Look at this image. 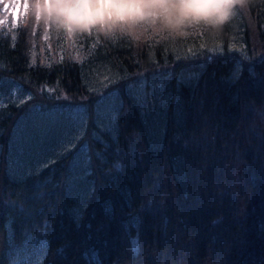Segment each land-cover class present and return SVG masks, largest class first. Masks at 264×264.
Here are the masks:
<instances>
[{
    "label": "trees",
    "instance_id": "1",
    "mask_svg": "<svg viewBox=\"0 0 264 264\" xmlns=\"http://www.w3.org/2000/svg\"><path fill=\"white\" fill-rule=\"evenodd\" d=\"M250 1L251 14L245 8L249 0H245L240 6L243 10L233 15L219 34L202 30L177 42L160 41L156 36L150 40L130 37L129 41H120L113 48L103 49L97 44L101 35L92 34L83 46L76 45L72 49V61L68 64L63 62L60 54L47 53L48 42L41 41V47L34 49L31 26H27L22 35L7 34L9 30L0 29V211L4 212L0 223H9L14 216L11 227L15 229L16 243L24 241L25 237L31 241L32 233L43 230L41 224L45 222L56 236L55 243L66 244L69 250L80 242L83 245L94 239L110 257L119 256L125 245L120 236L130 243V234L140 238L141 248L153 247L160 241L164 242L160 246L169 250L182 248L180 241L186 234L175 238L178 230L187 227L186 221L192 218V212L197 218L203 217L198 207L200 198L197 200V196H192L193 190H199L197 181L192 178L189 157L192 152L184 140L172 138V133L178 131L173 129L178 128L180 118L172 121V129L169 126L168 132L161 104L150 101L151 97H146L142 89L143 78L132 81L128 76L140 72V64L145 67L150 62L161 65L164 61L189 57L199 51L216 54L225 50L227 53L235 39V48H241L243 42L249 47L253 32L264 41V5L257 8L259 1ZM200 44H204L202 50L198 49ZM91 52L96 53L91 62L102 58L101 67L92 68L91 62L82 65L81 59ZM97 69L103 73L101 78L105 77L106 82L114 81V85L104 92H97L100 88L95 81L100 75L93 77ZM223 69L227 72V67ZM237 72V67H231L224 75L233 79ZM151 77L148 85L156 76ZM47 84L52 88L57 85L64 89L70 87L81 95L72 96L70 100L55 98V93L46 89ZM215 89L222 92L216 86ZM236 90L237 84L226 86L221 104H227L225 110L233 106L230 104L240 102ZM155 95L162 100L167 97L160 89ZM122 103L121 112L129 107L133 109L135 117L129 123L130 115L126 114L113 121L120 113ZM176 108L182 110L177 102ZM208 111L211 112L210 107ZM225 114L226 111H215L210 124L224 126L229 135L237 122L223 125ZM181 116H184L181 118L185 125L189 115L183 109ZM194 116L190 123H197L207 114ZM134 133L141 135L143 151L125 149L124 137L128 136L130 141V135ZM84 138L92 142L87 154L81 145ZM169 139H173L175 145ZM235 145V153H228L224 160L237 164L243 179L253 180L256 175L258 179L261 175V182L256 183L262 189L264 138L253 140L249 145ZM114 162L121 164L115 166ZM168 164L170 168L164 167L170 173L167 181L175 174L180 190L189 195L188 198L174 194L178 198L169 199L164 205L171 209L168 213L161 207L157 210L137 208L148 199L147 195L162 192L167 184L162 168ZM226 172L229 173L218 175L213 183L229 181L233 177L232 170ZM154 181L160 186L166 183L157 191ZM109 200L113 202L108 203ZM8 201L14 204H7ZM244 204L259 205L264 210V199H251L248 193ZM210 206L216 207L215 204ZM134 216L136 222L132 220ZM173 228L176 230L174 237L169 233ZM156 230L160 234H153ZM8 239L13 242L10 236ZM194 246H198L201 257L211 255L208 244L195 238ZM93 264L96 263L93 261Z\"/></svg>",
    "mask_w": 264,
    "mask_h": 264
},
{
    "label": "clouds",
    "instance_id": "2",
    "mask_svg": "<svg viewBox=\"0 0 264 264\" xmlns=\"http://www.w3.org/2000/svg\"><path fill=\"white\" fill-rule=\"evenodd\" d=\"M245 0H28L27 17L62 34H117L139 40L184 41L202 30L219 34Z\"/></svg>",
    "mask_w": 264,
    "mask_h": 264
},
{
    "label": "rangeland",
    "instance_id": "3",
    "mask_svg": "<svg viewBox=\"0 0 264 264\" xmlns=\"http://www.w3.org/2000/svg\"><path fill=\"white\" fill-rule=\"evenodd\" d=\"M26 1V0H24ZM260 1V0H258ZM256 1V2H258ZM20 0L19 1H15V0H12V3L15 4L14 7H11V8H6L3 12V17H1V24L2 26L6 29V28H12L13 26H15L16 24L20 23V22H24L26 21V25H23V29L26 28L27 26H32V21L33 19L31 18H28L27 17V7H26V10H25V7H23V9H21L19 6H20ZM121 2H124V0H122ZM1 3H8V0H0V4ZM252 3V1L249 3V5ZM27 4V3H26ZM248 14H251L250 12H248ZM247 14V16H248ZM44 26H41L38 22V17L36 18V23H35V26H34V30H36V34L35 36H33V39H35L37 37V35L40 33V31L43 29ZM10 33V31L7 32V34ZM32 39V41H33ZM75 44H70L69 42L67 43L66 45V50H70V49H75ZM177 48H178V45H177ZM63 56L66 58L67 57V54L66 53H63ZM88 64H86L87 66ZM103 65V61H102V58L101 57H98L95 61L91 62L90 63V67L92 68H99ZM48 90H53V92L55 93V95L59 98H64V99H69L72 97V96H75V95H81V94H78L76 91H74L73 89H71L70 87H66V89H64L63 87L61 86H54V88H52V85H50L48 87ZM56 91V92H55ZM251 112L254 113V114H257V111L254 109V108H251ZM260 128H263V127H260ZM264 131V128L263 130ZM221 156H224L223 154H220ZM237 174H238V171L236 169H232V176H233V179H236L237 177ZM223 194H222V190L221 189H217V196L218 197H221ZM9 264H11V260H8Z\"/></svg>",
    "mask_w": 264,
    "mask_h": 264
}]
</instances>
